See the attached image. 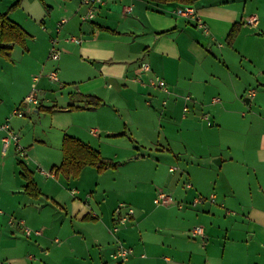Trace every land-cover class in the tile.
Returning a JSON list of instances; mask_svg holds the SVG:
<instances>
[{"label": "crops", "instance_id": "crops-1", "mask_svg": "<svg viewBox=\"0 0 264 264\" xmlns=\"http://www.w3.org/2000/svg\"><path fill=\"white\" fill-rule=\"evenodd\" d=\"M16 1L0 0V13L27 34L25 47L13 44L9 57H0V123L18 133L24 152L12 142L3 151L0 139V264H115L110 253L117 241L133 249L126 264H264V0H103L91 19L81 18L86 7L80 0L12 6ZM235 24L240 29L229 40ZM52 37L59 57L50 61ZM141 61L167 82L165 106L162 91H145L135 79L147 77L136 71ZM52 70L57 80L48 77ZM50 93L62 102L46 98ZM29 94L36 105L24 102ZM85 95L101 105L67 108L82 105ZM185 95L192 100L183 115ZM213 97L219 101L212 103ZM15 107L23 116L12 115ZM156 108L168 119L160 133L165 139L193 134L204 143L199 161L186 146L178 154L155 147L159 155L172 154L164 184L172 203L154 205L155 189L143 198L108 181L105 174L116 173L119 164L101 173L86 166L77 177L58 169L65 134L105 158L130 162L137 154L135 128L150 125L141 116H155ZM126 122L134 127L131 136ZM22 166L36 197L24 190ZM210 194L214 202L192 203ZM118 203L135 212L112 233ZM11 217L16 222L9 223ZM16 219L39 233L26 237ZM194 226L199 235L190 234Z\"/></svg>", "mask_w": 264, "mask_h": 264}, {"label": "rangeland", "instance_id": "rangeland-1", "mask_svg": "<svg viewBox=\"0 0 264 264\" xmlns=\"http://www.w3.org/2000/svg\"><path fill=\"white\" fill-rule=\"evenodd\" d=\"M68 37H70V35H68L67 38ZM53 38L56 40L55 37ZM49 60L52 61L51 59ZM145 79H147V77ZM32 89H35L34 83L32 84ZM148 89L149 88H147L145 91H147ZM162 95L164 98L165 95ZM46 98L54 99L56 100V102H62L61 98H59L57 95H54L53 93L47 94ZM47 108L50 107H46L44 112L51 113ZM157 108L155 116H141V121H146L150 123V125L142 124L137 125L135 128V137L132 141L135 143L137 154L132 155L133 160L127 162L118 159L120 161L119 170L116 173L108 172L107 174H105V177L108 179V181L116 179L117 183L120 184L123 189H132L138 196L143 198H146L148 196H151L152 198L153 194L151 195V191H153L154 189L155 193L159 189L164 191V184L167 185V181L171 174L167 170V168L171 164L170 162L172 161V154L164 152L166 154L159 155V151L155 150V147H170L173 154H178L183 150V146H186L189 153L193 155L190 158L193 161H199L198 157L203 155L202 148L204 143L198 140V135L192 134V138H172L168 136L167 139H165L164 134H160L162 133V129H164V127L166 126V121H168V119L165 116H160L158 114L160 113V110ZM117 109L121 115H123L124 113L126 115V111H124L121 107L118 106ZM241 110L244 114L245 111L243 110V108L237 109L238 112ZM134 117L136 119V115ZM137 118H139V115ZM121 123L123 125V121ZM180 123H182V120H180V118H176L173 121V124L176 126H179ZM124 126L125 130H127V136H131L129 132H133L132 130L134 129V127H132L129 122H126ZM147 147L153 148V150L146 149ZM120 156L125 155L123 153L121 155L120 153ZM136 156L138 158H135ZM185 156L188 157L187 155Z\"/></svg>", "mask_w": 264, "mask_h": 264}, {"label": "built area", "instance_id": "built-area-1", "mask_svg": "<svg viewBox=\"0 0 264 264\" xmlns=\"http://www.w3.org/2000/svg\"><path fill=\"white\" fill-rule=\"evenodd\" d=\"M103 0H80L81 4L86 7V12L81 15L82 19H91L94 14H95V9L99 4L102 3ZM125 11L128 12L130 11V8L127 7L125 8ZM187 12H192L191 9H187ZM254 18L250 19V22H254ZM69 40L79 42V39H76L73 36L68 37ZM59 57V51L56 48V40L52 37L50 39V46H49V52H48V58L51 60H57ZM137 73H146L147 74V79H142L140 76L135 77L138 82L143 87H152L155 89H158L162 91L165 94V98L161 100V105L165 106L167 104V98L170 95V89L168 87L167 82L160 77L157 74H154L151 70V67L147 62H141L139 66L136 69ZM48 77L51 80H57V72L56 70H52L49 72ZM36 79V78H35ZM183 100L185 104L182 106V114H186L189 111V106L188 103L191 102V97L190 95H185L183 96ZM219 101L218 97H213L211 99L212 103H216ZM25 103H33L37 104L38 100L36 99L34 94H29L28 96L25 97L24 99ZM12 115L15 116H23L22 109L20 107H15L12 111ZM200 118L205 120L207 125H211V120L208 116L207 113H202L200 114ZM3 131L4 134L0 137L1 142H2V150L5 151V149L8 147L9 143L12 142L15 146L16 151L19 153H23L24 149L22 146L19 144V135L17 132H15L13 129L10 128L9 123L7 121H4L0 123V132ZM92 132L95 133V129H92ZM170 171L174 170V167L169 168ZM186 186L189 187L190 184L186 183ZM205 200H209L210 202H214L215 196L214 194H210L208 197H203L201 195L197 196L194 201L192 202L193 204L196 203H202ZM173 199L172 197L164 192L163 190L159 189L156 191L155 196L153 197V203L155 205H167L169 203H172ZM179 207L180 202L176 203ZM0 212H2L0 210ZM134 208L126 203H118L116 207L113 210V218H112V223L110 226V231L112 233H115L120 226L126 225L131 220L133 219L134 216ZM16 222L14 218H10L9 223ZM17 224L21 225L23 227V233L26 237L31 236L32 234H38V230H32L28 226L24 225L22 220H18ZM201 233V228L199 226H194L190 230V234L192 236L199 235ZM133 249L131 246L124 245L121 241H117L115 244V247L113 251L110 253V257L115 261V264H126V261L128 260L129 256L132 254Z\"/></svg>", "mask_w": 264, "mask_h": 264}, {"label": "trees", "instance_id": "trees-1", "mask_svg": "<svg viewBox=\"0 0 264 264\" xmlns=\"http://www.w3.org/2000/svg\"><path fill=\"white\" fill-rule=\"evenodd\" d=\"M17 0L12 6L16 5ZM157 3H178L182 5L192 4L196 0H148ZM239 25H233L228 34L229 40L238 33ZM26 32L15 22L10 20L7 13H0V57L8 58L12 45L19 44L25 47ZM101 105V99L92 95H85L82 105L76 107L68 106L69 109H94ZM46 109V108H45ZM51 110V108H47ZM62 161L58 169L65 175L77 177L81 170L86 166L94 167L97 172L101 173L109 168H115L119 164L116 161L103 157L100 152L78 138L70 135H63L61 141ZM23 177L25 179L24 190L30 196H38L39 191L31 178V174L22 166Z\"/></svg>", "mask_w": 264, "mask_h": 264}]
</instances>
